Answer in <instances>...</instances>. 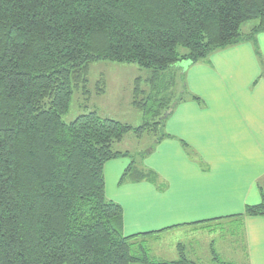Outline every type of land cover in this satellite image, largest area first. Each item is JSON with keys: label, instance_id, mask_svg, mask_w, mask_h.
I'll use <instances>...</instances> for the list:
<instances>
[{"label": "trees", "instance_id": "1", "mask_svg": "<svg viewBox=\"0 0 264 264\" xmlns=\"http://www.w3.org/2000/svg\"><path fill=\"white\" fill-rule=\"evenodd\" d=\"M262 32L264 0H0V264H194L183 245L164 262L133 243L149 234L124 236L104 166L131 156L114 150L130 133H153L154 145L168 137L164 115L187 95L176 99L180 65ZM101 61L149 70L133 90L141 126L96 112L64 122L75 91L89 100ZM155 179L132 161L121 183ZM245 215L264 216V200Z\"/></svg>", "mask_w": 264, "mask_h": 264}, {"label": "crops", "instance_id": "2", "mask_svg": "<svg viewBox=\"0 0 264 264\" xmlns=\"http://www.w3.org/2000/svg\"><path fill=\"white\" fill-rule=\"evenodd\" d=\"M180 68L187 95L140 164L156 179L121 183L132 160L120 157L104 166L106 196L156 260H179L176 236L194 264H216L212 245L223 262L264 264V216L245 215L264 200V32Z\"/></svg>", "mask_w": 264, "mask_h": 264}, {"label": "rangeland", "instance_id": "3", "mask_svg": "<svg viewBox=\"0 0 264 264\" xmlns=\"http://www.w3.org/2000/svg\"><path fill=\"white\" fill-rule=\"evenodd\" d=\"M255 25H257V22L244 24L242 28L243 33H249ZM149 75V70H145L135 64H118L110 61L94 63L91 66L88 77L89 100L83 96L82 90L75 91L70 110L64 116V122L69 124L81 115L96 112L104 119L115 120L133 127L141 126L144 122L143 116L132 106L133 90L136 79L141 78L142 80H146ZM102 80L105 81L104 88L102 84L99 85V82ZM177 84L175 89L176 99L179 97L178 93L181 86L179 79L177 80ZM142 88L148 89L145 83L142 84ZM155 140L156 137L153 133H145L140 138L130 133L125 136L121 143L114 146V150L131 154L130 159L141 169L140 164L154 145ZM179 241L183 242L180 238H176V236L170 237V242L176 243L178 246L180 245ZM209 261L211 262L207 258L201 264H211Z\"/></svg>", "mask_w": 264, "mask_h": 264}, {"label": "water", "instance_id": "4", "mask_svg": "<svg viewBox=\"0 0 264 264\" xmlns=\"http://www.w3.org/2000/svg\"><path fill=\"white\" fill-rule=\"evenodd\" d=\"M184 64L189 65L190 63H184ZM182 65H183V64H182ZM180 66H181V65H180ZM172 111H173L172 108L169 109V110L165 113L164 118H167V117L172 113Z\"/></svg>", "mask_w": 264, "mask_h": 264}]
</instances>
